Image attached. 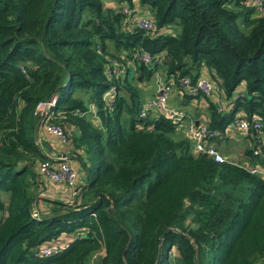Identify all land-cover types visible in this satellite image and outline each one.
I'll list each match as a JSON object with an SVG mask.
<instances>
[{"label": "trees", "instance_id": "trees-1", "mask_svg": "<svg viewBox=\"0 0 264 264\" xmlns=\"http://www.w3.org/2000/svg\"><path fill=\"white\" fill-rule=\"evenodd\" d=\"M134 4L153 30L133 25ZM111 58L133 69L117 74ZM156 73L213 83L203 96L216 138L256 113L262 127H247L243 154L261 162L264 13L249 0H0V264H86L95 253L96 264H264V178L194 152L172 118L139 117L141 84L155 86ZM52 94L48 122L86 181L33 215L48 158L32 137L35 106ZM62 234L66 246L38 254Z\"/></svg>", "mask_w": 264, "mask_h": 264}, {"label": "built area", "instance_id": "built-area-1", "mask_svg": "<svg viewBox=\"0 0 264 264\" xmlns=\"http://www.w3.org/2000/svg\"><path fill=\"white\" fill-rule=\"evenodd\" d=\"M251 6L259 13H264V2L263 0H249ZM122 11L126 14L127 8L123 7ZM133 25H136L140 28H143L146 31H151L154 28L153 22L150 16L138 15L133 16L131 19ZM138 58L147 63L150 60V56L145 51H140L138 53ZM113 66V71L115 73H120L121 67L117 65L116 60L111 61ZM110 67L105 69L106 74L110 75ZM157 88L154 94L142 101L139 107L138 116L139 117H148L156 114H163L166 117L172 118L176 121V130H181L182 133L191 141L192 150L194 152H202L207 156H210L215 161H222L227 159L230 162L239 164L247 168L251 173H255L264 178V153L260 154L261 162H249L247 160L235 161L229 157L224 156L215 146L214 139L219 135L218 131L215 128H211L207 125L206 122L203 123H194L193 120H185L184 114L181 111L170 107L167 103L168 94L172 90H177L180 94L188 93L195 94L199 93L200 95H209L214 85L213 83L204 75H198L195 79L191 80L188 76L170 77L168 80L163 81L160 76H156ZM110 94V92H108ZM238 91L234 92L232 96L228 99L233 100L237 96ZM242 94V93H239ZM111 97L109 96V99ZM56 100V94H52L49 98L39 101L35 106V113L40 115V125L43 127V130L47 134L54 135L62 141H66L65 132L61 126L48 122L50 118L52 107L54 106ZM222 103L218 102L217 108L221 109ZM186 119V118H185ZM251 126L252 128L258 130L260 129L261 122L260 118L256 113H253L248 120L244 115L240 117H234L233 120L227 126L226 131L229 129H240L245 131L247 127ZM252 153H257V149H253ZM54 160V161H53ZM37 171L39 177L44 181H52L65 185L71 189V193L74 195L77 192L79 186H76L77 180V171L69 163L65 156H56L55 158H47L37 163ZM38 196L45 195V188L38 190ZM69 202L71 200H68ZM68 243V242H67ZM65 242H48L43 244L38 248V254L48 255L56 249H60L67 245Z\"/></svg>", "mask_w": 264, "mask_h": 264}, {"label": "crops", "instance_id": "crops-1", "mask_svg": "<svg viewBox=\"0 0 264 264\" xmlns=\"http://www.w3.org/2000/svg\"><path fill=\"white\" fill-rule=\"evenodd\" d=\"M141 8V9H140ZM145 10H148L146 7H138L137 8V13H135L136 10L131 11V15L133 16H138V15H143L145 13ZM148 13V12H146ZM149 14V13H148ZM125 64L129 66V70L133 69L131 60L125 59ZM125 64L121 66L120 71L122 72L125 69ZM128 70V71H129ZM154 84L155 86L152 87L150 86V83H142L141 84V90H142V95L143 99L146 97L150 96L154 91H156L157 84H156V79L154 78ZM240 86H243V83L240 82ZM239 86V87H240ZM167 103L170 105V107H173L174 109L181 111L185 113L184 119L181 120H193L197 121V123H203L206 122L207 119V113H206V106L207 103H205V98L202 95L198 96H191L189 98H186L182 96L178 91L175 89L170 91L168 94L167 98ZM91 108L92 105L90 104ZM186 118V119H185ZM179 132V135L185 136L181 130H176ZM240 136H244L246 139V142L249 144L250 139L247 137L245 131L237 129H229L226 131L224 137L220 138H215L214 139V144L217 147L219 151L223 153L224 156L229 157L232 160L235 161H243L247 160L249 161V157L245 156L243 154V151H238L236 153L234 152H229V149L227 152L226 150V144L227 146L230 145V142H238L240 139ZM260 144L264 145V135L259 134ZM37 143L39 144V147L42 151V153L49 158H55L56 156H65L69 163L76 169L77 171V180H76V186L79 184H83L86 180V172L81 168L80 163L75 160L71 159V156H75L70 153V146L67 141H62L58 137L47 134L44 130L43 127L39 124L38 129H37ZM247 144V145H248ZM70 158V159H69ZM54 161V160H53ZM250 162V161H249ZM79 170V171H78ZM45 188V195H40L38 196V190ZM36 190V194L33 198V215H39V213H45L48 208H49V202L46 201L48 198L52 197H58L60 199H63L65 201L71 200L74 198V195L71 193V189L65 185H62L60 183L52 182V181H44L42 180V185ZM80 188V186H79ZM46 198V199H45ZM68 234H62L60 235L56 240L53 242H68L69 240ZM99 254V253H98ZM94 255V254H93Z\"/></svg>", "mask_w": 264, "mask_h": 264}, {"label": "rangeland", "instance_id": "rangeland-1", "mask_svg": "<svg viewBox=\"0 0 264 264\" xmlns=\"http://www.w3.org/2000/svg\"><path fill=\"white\" fill-rule=\"evenodd\" d=\"M134 7H135V9L136 8H138V7H140L138 4H134ZM130 8H127V13L128 14H130L131 13V11H133L134 9L132 8V10H129ZM141 9V8H140ZM146 14V16H150V14H148V13H144V15ZM150 18H151V16H150ZM152 20V19H151ZM153 22V21H152ZM114 59V58H113ZM112 58L110 59V61H112L113 60ZM119 62L120 61H117V65L118 66H120V64H119ZM121 72V71H120ZM156 76H160V74L159 73H156V75H155V77ZM108 95V92H106V94H105V96H107ZM248 143L246 142V139H245V137L243 136H240V139L238 140V142H230V145H228L227 146V144H226V150H224L225 152H227V150L229 149V152H234V153H236V152H238V151H243L244 150V148H245V146L247 145ZM221 152V151H220ZM222 153V152H221ZM223 154V153H222ZM81 170H82V167L80 168ZM79 171V170H78ZM7 196H8V194H7V192H3V194H2V198L4 199V200H6L7 199ZM172 251V253L175 251V250H171ZM99 254L98 253H95L94 255H90V257L87 259V261H86V264H96L97 263V260H98V256Z\"/></svg>", "mask_w": 264, "mask_h": 264}, {"label": "water", "instance_id": "water-1", "mask_svg": "<svg viewBox=\"0 0 264 264\" xmlns=\"http://www.w3.org/2000/svg\"><path fill=\"white\" fill-rule=\"evenodd\" d=\"M39 123H40V115L37 116V118L35 120V123L33 125V129H32V137H33V140L35 142H37V129H38ZM195 123L197 124V121H195ZM70 158L77 160L80 163L82 169L86 172V170H85L86 168H85L84 164L81 162V160H80V158L78 156L75 155V156H71ZM107 210L108 211H112V208L111 207H107Z\"/></svg>", "mask_w": 264, "mask_h": 264}]
</instances>
